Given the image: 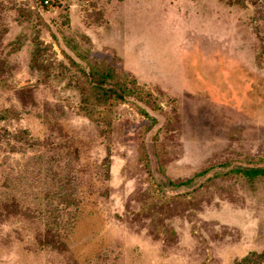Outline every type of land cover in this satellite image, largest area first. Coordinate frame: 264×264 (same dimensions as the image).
<instances>
[{"label":"rangeland","instance_id":"rangeland-1","mask_svg":"<svg viewBox=\"0 0 264 264\" xmlns=\"http://www.w3.org/2000/svg\"><path fill=\"white\" fill-rule=\"evenodd\" d=\"M232 2L0 0V264H264V0ZM103 63L136 92L87 115Z\"/></svg>","mask_w":264,"mask_h":264},{"label":"trees","instance_id":"trees-1","mask_svg":"<svg viewBox=\"0 0 264 264\" xmlns=\"http://www.w3.org/2000/svg\"><path fill=\"white\" fill-rule=\"evenodd\" d=\"M42 1L44 3L45 0ZM229 3H233L232 0H229ZM234 3L238 6H244L245 0H234ZM42 53L43 52H41L40 49L34 53L33 69L34 67H38V69H40L39 65L43 56ZM81 73L84 78V82L82 83L83 87H80L85 92L84 94H86L85 101L82 103H84V109H86V111L89 110L86 112L87 115H90L96 106L107 105L109 101L117 102L125 100L127 97H130L136 92V90L129 88L132 84H123L124 80L121 82L118 74L105 63L90 66L89 72L83 70ZM17 134L18 133L13 135L9 134L8 136L0 134V141L3 139H6L7 141L14 138L17 141L22 139L20 135ZM17 136H19V138ZM262 172L263 170H257L255 173L258 174Z\"/></svg>","mask_w":264,"mask_h":264}]
</instances>
